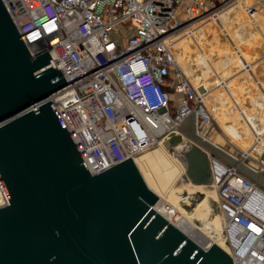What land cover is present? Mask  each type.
I'll list each match as a JSON object with an SVG mask.
<instances>
[{
    "label": "built area",
    "instance_id": "2783aa9c",
    "mask_svg": "<svg viewBox=\"0 0 264 264\" xmlns=\"http://www.w3.org/2000/svg\"><path fill=\"white\" fill-rule=\"evenodd\" d=\"M234 1L1 0L30 56L47 50L65 80L48 98L91 175L180 136L188 119L196 133L213 124L206 97L225 82L194 85L175 45ZM240 4L250 19L264 9V0ZM248 147L223 152L241 165L208 157L211 186L225 233L243 239L239 257L228 253L233 264H264V189L243 174L264 186V131ZM7 205L0 185V208Z\"/></svg>",
    "mask_w": 264,
    "mask_h": 264
},
{
    "label": "water",
    "instance_id": "95a60500",
    "mask_svg": "<svg viewBox=\"0 0 264 264\" xmlns=\"http://www.w3.org/2000/svg\"><path fill=\"white\" fill-rule=\"evenodd\" d=\"M65 85L47 50L30 56L0 0V185L8 200L0 264H233L221 247L202 248L154 210L158 197L129 158L88 172L48 98ZM184 141L177 159L191 173L182 180L209 188L208 157L224 151L194 130L167 148ZM180 198L190 200L186 214L205 195L183 192L178 205Z\"/></svg>",
    "mask_w": 264,
    "mask_h": 264
},
{
    "label": "rangeland",
    "instance_id": "374dc122",
    "mask_svg": "<svg viewBox=\"0 0 264 264\" xmlns=\"http://www.w3.org/2000/svg\"><path fill=\"white\" fill-rule=\"evenodd\" d=\"M242 3V0H235L233 3H231L227 8L222 10L219 14V19L216 21L213 20H208L200 23L199 25H196L197 27L203 26L206 24H210L208 27V31L201 32L200 35H198V31H194L195 33V39L198 42H201L202 48H204V44H210V50L213 51V54H216L218 56V61L221 59L224 60L226 63L233 64L236 66L239 62L238 58V53L236 52L235 47L237 50H242L243 48L246 50H249L251 53L252 52V47L249 44V46L242 45L244 40H251L254 38L251 34V26H249L250 31H247L246 25H250V23L253 21V19H250L243 11L242 6L240 4ZM246 15V16H245ZM222 22V25H224V29L227 33V35L222 32V29L220 27ZM242 24H244V27H242ZM247 25V26H248ZM195 26V27H196ZM194 27V28H195ZM196 27V28H197ZM194 30V29H193ZM131 32H129L127 35H130ZM202 40V41H200ZM239 41V42H238ZM190 42V41H189ZM208 42V43H207ZM246 43V41H245ZM191 44V43H190ZM235 46V47H234ZM193 51H196L194 48ZM214 55V56H216ZM250 68V66H249ZM196 71V69H195ZM229 69V73H230ZM226 73H228L226 71ZM226 73H223V75H226ZM247 73H250L247 71ZM223 79H220L224 81L225 77H222ZM215 79V78H214ZM213 79V82H215ZM243 80V79H242ZM259 80V79H258ZM238 81H241V79H234L231 81L230 84H227L225 86L228 89H222L220 88L219 90L213 91V93L206 98V104L208 107H212L215 109V112L213 113L214 116V122L211 126L200 129L199 130V136L206 138V135L210 136L211 139H213L215 136L219 137L218 140L220 142L223 141L222 136L226 139V141L231 142L228 143L227 147L230 149H234L236 147H244L247 145L245 149H240L241 151H246L248 150V146H250V138H251V129L254 128V126L250 123H252V119L249 118V122L246 120L245 114L243 115L239 114L238 111L235 108L234 103L238 101V99L241 98L240 94H238ZM262 81V82H261ZM259 80L261 86L264 89V80ZM228 83V82H227ZM244 83L247 85L252 86L255 89H258L259 86L254 83V80L249 77L245 76L244 78ZM258 92V90H257ZM263 93V92H262ZM257 97L260 98L261 101L264 103V95L261 94L260 92L257 93ZM240 102V100H239ZM246 113V112H245ZM260 113V112H258ZM250 114V113H246ZM260 117L262 118L264 115V111L259 114ZM254 116V115H253ZM257 116V115H256ZM255 118V117H253ZM260 118V119H261ZM263 120V119H262ZM260 125V124H259ZM228 127H233L234 130L238 131L237 132V137L232 136L230 131L228 130ZM193 130L192 127H188V130ZM192 132V131H191ZM260 133V132H259ZM238 138V139H237ZM241 141H240V140ZM209 140V138L207 139ZM211 141V140H209ZM185 143L174 145L172 147L166 148V150H159V149H149L143 154L147 156H152L155 153H163L167 155V157H172L174 160H176L177 164L180 165L179 160L177 159V155H180V152L186 148V145L188 144L187 141H184ZM249 142V143H248ZM232 148H231V147ZM160 151V152H158ZM212 153H215L212 151ZM253 154V153H251ZM154 160V158H153ZM152 160L146 162V166H149L152 170L154 169V165L152 164ZM250 164V163H249ZM151 165V166H150ZM252 165V164H250ZM144 166V167H146ZM181 166V165H180ZM153 167V168H152ZM142 169V168H140ZM244 171V170H242ZM245 173V171L243 172ZM182 173H178L177 176L173 179L171 184L167 185V189L164 188L160 190L161 192L159 195L162 197L159 200L157 204V210L160 208V203L163 205L164 203L167 204L169 207L175 209L178 211L181 215L187 217L190 221L195 223V225L199 228L200 231H203L207 238H209L211 241L217 242L219 247H221L223 250H225L227 253L231 252V243H230V237L228 234L225 233L224 225H223V220L222 216L218 211L217 208V203H216V209L212 211V207L209 208V206H205L202 204H195L191 207H187V213L184 214L182 211V208H186V206H190V200L186 198H180V205L176 203V200H174V196L171 195H176L177 198L180 197V195L183 192H186L190 195L194 194L196 187L191 185L189 182H185L182 180ZM245 176L249 179L254 180V176L251 175V173H246ZM145 181V180H144ZM146 183V182H145ZM147 185V184H146ZM148 187V186H147ZM149 188V187H148ZM151 190V189H150ZM174 190V193H173ZM168 191V192H167ZM172 192V193H171ZM179 192V195L176 193ZM171 193L172 199H168V195ZM167 198V199H166ZM161 201V202H160ZM165 201V202H163ZM182 207V208H181ZM215 211V212H214ZM208 240V239H207ZM196 243L200 246H207L210 242H205L204 240H197ZM225 243L227 245H225ZM222 245V246H221Z\"/></svg>",
    "mask_w": 264,
    "mask_h": 264
},
{
    "label": "crops",
    "instance_id": "0c3cea01",
    "mask_svg": "<svg viewBox=\"0 0 264 264\" xmlns=\"http://www.w3.org/2000/svg\"><path fill=\"white\" fill-rule=\"evenodd\" d=\"M252 2L253 0H242V4L244 5H249ZM209 25L210 24H206V25L203 24V26H199V27L196 26L197 28L195 27L193 28L194 30L192 29L191 37H186V38H183L177 41L175 45L176 59L178 63L180 64V66L182 67V69L184 70L187 77L191 80V82L194 85H199L200 83H203L206 81L212 82L214 78L220 80V79H223L222 77H225L224 82H225V86H227V84L231 83L233 78L241 79V81L237 82L239 86L238 94H240L241 98L238 99V101L235 102L234 105L239 114L241 115H243V113L245 114L246 120L248 122H249V118H251L253 121L252 123H250L254 126V128L251 129V138H250V143H251L254 134L264 131V115L262 118L259 115L261 114V112L264 111V103L259 102L261 100L260 98L257 97L258 92L264 95V89L259 82V80L260 81L264 80V9L259 11V13H257L253 21L250 23V25L248 24H247L248 26L246 25L245 29L247 31H250L251 29V34L252 36H254V38L251 40L241 39L243 41H240L242 42V45L249 46L250 44L252 47L251 49L253 53H251L249 50H246L244 48L241 51L237 50V48L234 46L236 49V52L238 53V58H239V62L236 66L230 63H226L222 59L218 61L219 59L218 56L216 54H213V51L209 49L211 45L208 42H207L208 44H204L205 46L204 48H202L201 42H198L195 39L194 31L195 30L198 31V35H200L201 32L208 31L209 28H212L211 26L208 27ZM223 26L224 25H222V22H221L220 27L222 29V32H224V34L227 35ZM249 26H251L250 29H249ZM242 27H244V24H242ZM194 48L196 49V51H193ZM246 65L250 66L249 68L250 73H247L245 69ZM229 69L231 70L230 73H229ZM226 71L228 73H226ZM223 73H226V75H223ZM246 75L251 77L254 80V83L259 86L258 89H255L252 86L244 83V78ZM219 89L220 88L214 89L213 91L219 90ZM225 89H228V88L225 87ZM245 112L250 113V114H246ZM189 126L191 127L190 119H188L185 123H183L180 129V133L182 135L191 133L192 130L190 129L188 130ZM228 128H229L228 130L230 131L231 135L237 137L238 131L234 130L233 127H228ZM202 129L204 128H201V130ZM208 138L209 140H211V141L208 140L210 143L219 147L223 151L231 155L235 154L233 149H230L229 147H227L228 143H231V142L229 141L227 142L223 136H222V139H223L222 142L218 140L219 137L217 136L211 139L210 136L206 135V139ZM246 147L247 145L244 147L241 146V148L240 147H236V148L245 149ZM241 152H245V151H241ZM251 155H255V154L253 153ZM210 156L216 158L218 161L224 163L227 166H232L234 164V161H232L229 157L225 156L223 153L215 152V153H211ZM240 169L242 171L241 166H240Z\"/></svg>",
    "mask_w": 264,
    "mask_h": 264
},
{
    "label": "bare ground",
    "instance_id": "6f19581e",
    "mask_svg": "<svg viewBox=\"0 0 264 264\" xmlns=\"http://www.w3.org/2000/svg\"><path fill=\"white\" fill-rule=\"evenodd\" d=\"M213 91H211L212 93ZM210 95H208L206 98H208ZM199 136V134L197 133ZM201 137V136H199ZM168 141H161L160 143L156 144L154 147L155 149L159 150H166ZM148 152V151H147ZM160 152V151H158ZM177 157V156H176ZM154 158V160H153ZM153 161L151 165H154V169L152 170L149 166H146V162ZM240 162V161H239ZM134 163L137 166L139 172L141 173L143 179L145 180L147 186L153 193H155L158 197V200H160L162 197L159 195L161 192L160 190L167 187V185L171 184L173 179L177 176L178 173H182L183 175H186L191 173V167L190 165L183 160L181 162V166L177 164L176 160H174L171 156L167 157V155L163 153H155L152 156H147L146 154H141L140 156H137L134 159ZM150 165V166H151ZM146 166V167H144ZM142 168V169H140ZM153 168V167H152ZM168 188V187H167ZM166 188V189H167ZM195 192H203L205 195L204 200L200 203L205 206L213 207L211 204V200L217 202V195L215 187L210 186L209 188H203V187H196ZM168 192V191H167ZM172 193V192H171ZM169 193L168 199L173 198L171 196H174V200L176 195H171ZM174 193V190H173ZM179 195V192L176 193ZM171 195V196H170ZM163 200V199H161ZM159 202V201H158ZM161 202V201H160ZM165 202V201H163ZM181 202V201H180ZM158 204V203H157ZM154 210L163 216L168 222H170L172 225H174L176 228L181 230L187 237H189L193 242L196 243L197 240H204L205 242H210L208 245L211 244H218L215 241H211L203 231H200L199 228L190 221L187 217L181 215L178 211L175 209L169 207L167 204L161 205L160 208L157 210V205H155ZM248 209L253 212L254 214L258 215V210L255 209L253 206L249 205ZM229 235V234H228ZM230 243H231V254L235 255L236 257H239L243 253V246L241 247L243 243V239H241L238 235L233 236L232 234L229 235ZM208 239V240H207ZM240 241V242H239ZM239 243V244H237ZM197 244V243H196ZM207 246H201L202 248H206ZM200 246V245H199ZM222 246V245H221ZM246 247V246H245Z\"/></svg>",
    "mask_w": 264,
    "mask_h": 264
}]
</instances>
